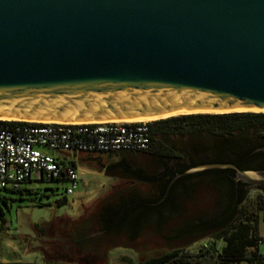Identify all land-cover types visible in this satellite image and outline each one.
I'll list each match as a JSON object with an SVG mask.
<instances>
[{
  "label": "water",
  "instance_id": "95a60500",
  "mask_svg": "<svg viewBox=\"0 0 264 264\" xmlns=\"http://www.w3.org/2000/svg\"><path fill=\"white\" fill-rule=\"evenodd\" d=\"M180 112L264 113V0H0V117L86 123ZM209 169L264 187V169L231 163L174 179Z\"/></svg>",
  "mask_w": 264,
  "mask_h": 264
},
{
  "label": "rangeland",
  "instance_id": "374dc122",
  "mask_svg": "<svg viewBox=\"0 0 264 264\" xmlns=\"http://www.w3.org/2000/svg\"><path fill=\"white\" fill-rule=\"evenodd\" d=\"M175 139L171 137L168 141ZM42 151L53 157L59 156L55 151L44 149ZM73 156L68 155V163H73L78 174V182L72 195H65V188L69 185L66 181L28 182L21 186L20 192L0 190V264H65L47 256V247L50 246L48 241L59 243L57 240L62 233L63 224L67 225L70 220L83 221L85 218L90 220L94 229L105 226L117 233L111 236L109 247L96 249L105 256L104 263L135 264L134 252L128 248H121L126 244L122 242V234L130 229L151 231L152 223L146 220L148 214L112 210H103L96 214L95 200L112 183V171L101 173L99 170L82 166ZM193 188L197 190L193 199L189 202L183 201L182 206H179L170 218L161 220L159 230L163 231L167 225L183 228L187 220L198 213L209 217V223L222 222L225 214H222V211L216 212L217 196L214 195V191L213 193L210 191L211 186L202 183ZM209 191L211 195L206 194ZM261 194V190L250 187L247 189L243 205L254 212L256 197ZM167 199L176 204L179 202L175 194L168 195ZM258 215V235L262 239L258 245V252L264 256V217L261 212ZM211 233L213 232L207 231L200 234L202 238L194 242H192L194 239L183 238L178 240L177 245L186 254H196L202 245L210 246L215 241L209 237ZM51 246L53 248L54 243ZM213 246L220 250L224 242L216 240ZM51 252L55 255L54 251Z\"/></svg>",
  "mask_w": 264,
  "mask_h": 264
},
{
  "label": "trees",
  "instance_id": "16d2710c",
  "mask_svg": "<svg viewBox=\"0 0 264 264\" xmlns=\"http://www.w3.org/2000/svg\"><path fill=\"white\" fill-rule=\"evenodd\" d=\"M149 128L150 149L174 159L177 174L207 163H231L241 170L264 169V151L259 150L264 148V113L184 114L151 121ZM171 137L176 139L169 142ZM200 156L208 157L198 160ZM66 164L74 168L72 163L67 161ZM58 181L66 179L39 182ZM202 183L210 185L215 196L232 197L237 193L234 207L219 229L209 236L215 241H223L224 246L216 249L213 241L210 246L202 245L196 254H186L183 249H178L173 255L174 264H264V256L258 252L262 241L258 235V213H263L264 217V187L256 188L262 194L256 197L254 212L243 205L247 195L246 184L238 183L235 190L234 171L230 169H209L181 176L168 193L183 197L190 193L193 196L197 193L193 187ZM188 184H191L190 189H186ZM210 191L206 194L211 195ZM201 238L198 235L192 242Z\"/></svg>",
  "mask_w": 264,
  "mask_h": 264
},
{
  "label": "flooded vegetation",
  "instance_id": "af4514ba",
  "mask_svg": "<svg viewBox=\"0 0 264 264\" xmlns=\"http://www.w3.org/2000/svg\"><path fill=\"white\" fill-rule=\"evenodd\" d=\"M90 155L93 157L91 158L93 160L92 169L99 170L101 173L112 171V178L119 179L124 184L136 183L140 186L154 188V191L151 189L149 193L137 185L132 189L120 190L95 200L96 214L103 210L148 214L146 220L152 223L151 231L130 229L122 234V242L124 241L126 244L121 248H128L134 252L136 255L135 264H174L175 257L173 255L180 248L177 245L178 240L183 238L193 240L204 232H216L219 229L221 222L209 223V217L198 213L196 216L190 217L183 228L178 229L173 225H167V227L165 225L166 228L163 231L159 230L161 220L170 218L178 210L177 208L182 206L183 201L189 202L194 197L190 193L184 197L175 194L179 200L178 204L167 199L170 187L179 179V177L174 179L177 175L174 159L154 153L150 146L139 152ZM205 157L200 156L197 159L205 160ZM198 160L196 162H199ZM238 183L240 184V182H235V190ZM191 184L186 185V189H190ZM244 189L247 191L250 186L244 185ZM178 190L181 191V188ZM236 194L235 192L232 197L224 195L215 197L219 209L216 212L222 211L225 218L234 207ZM93 229L87 218L83 221L70 220L67 225L63 224L61 226L62 233L57 240L59 243L48 241L50 246L47 247V256L56 261H63L65 264H106L104 263L105 256L97 252L96 249L109 247L111 236L117 235V233L105 226ZM52 243L55 248H52ZM51 251H54L55 255Z\"/></svg>",
  "mask_w": 264,
  "mask_h": 264
},
{
  "label": "built area",
  "instance_id": "2783aa9c",
  "mask_svg": "<svg viewBox=\"0 0 264 264\" xmlns=\"http://www.w3.org/2000/svg\"><path fill=\"white\" fill-rule=\"evenodd\" d=\"M151 121L86 123L21 122L0 119V190L17 191L23 184L42 180L69 183L72 195L77 171L66 164L69 154L144 151L150 144ZM59 154L53 157L42 150Z\"/></svg>",
  "mask_w": 264,
  "mask_h": 264
},
{
  "label": "crops",
  "instance_id": "0c3cea01",
  "mask_svg": "<svg viewBox=\"0 0 264 264\" xmlns=\"http://www.w3.org/2000/svg\"><path fill=\"white\" fill-rule=\"evenodd\" d=\"M73 157L76 158L78 160L79 164H81L82 166L92 168L91 165L93 163V160L91 158H93V157L90 154L80 153V154L74 155ZM137 185H139V187L143 190L146 189L145 191H148L149 193H150L151 189H152V191H154V188L152 186H149V187L140 186V184H136V183L124 184L121 180L112 178V183L110 184V186L107 189H105L100 194L99 197L106 196V195H109L112 193H116L117 191H120V190L122 191V190L132 189V188L136 187Z\"/></svg>",
  "mask_w": 264,
  "mask_h": 264
},
{
  "label": "bare ground",
  "instance_id": "6f19581e",
  "mask_svg": "<svg viewBox=\"0 0 264 264\" xmlns=\"http://www.w3.org/2000/svg\"><path fill=\"white\" fill-rule=\"evenodd\" d=\"M187 114L186 112H180V113H175L172 115H166V116H162V117H154V118H147V119H132V120H123V121H136V122H141V121H155V120H159V119H164V118H168L171 116H178V115H184ZM1 120H10V119H6V118H2L0 117Z\"/></svg>",
  "mask_w": 264,
  "mask_h": 264
}]
</instances>
